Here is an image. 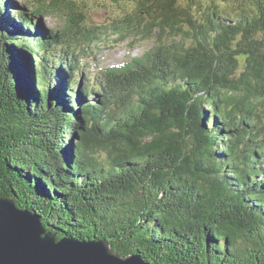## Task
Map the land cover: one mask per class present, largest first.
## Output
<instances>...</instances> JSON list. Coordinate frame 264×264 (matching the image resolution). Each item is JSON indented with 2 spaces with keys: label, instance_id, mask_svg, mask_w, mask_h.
<instances>
[{
  "label": "trees",
  "instance_id": "1",
  "mask_svg": "<svg viewBox=\"0 0 264 264\" xmlns=\"http://www.w3.org/2000/svg\"><path fill=\"white\" fill-rule=\"evenodd\" d=\"M109 1L150 47L93 74L77 2L0 0V198L151 264H264V0Z\"/></svg>",
  "mask_w": 264,
  "mask_h": 264
},
{
  "label": "water",
  "instance_id": "2",
  "mask_svg": "<svg viewBox=\"0 0 264 264\" xmlns=\"http://www.w3.org/2000/svg\"><path fill=\"white\" fill-rule=\"evenodd\" d=\"M0 264H151L139 254L120 256L106 240L58 239L41 217L0 198Z\"/></svg>",
  "mask_w": 264,
  "mask_h": 264
},
{
  "label": "rangeland",
  "instance_id": "3",
  "mask_svg": "<svg viewBox=\"0 0 264 264\" xmlns=\"http://www.w3.org/2000/svg\"><path fill=\"white\" fill-rule=\"evenodd\" d=\"M16 2V11L25 10L28 14L35 11L40 3H50L54 0H11ZM79 4V10L83 13V18L86 19L88 28L91 31H102L105 28H109L104 35H102V41L95 40L89 47L87 54L81 52L80 64L84 66L86 70L92 72L93 74L99 71L117 67L125 62H129L134 58L143 57L145 51L150 47L148 42H144L141 39H134L133 36H128L126 39L121 40V38L116 35L110 28L114 24V20L119 18L124 13L123 7L119 8L115 4H111L109 0H74ZM14 12L13 8L9 9V14ZM3 13L2 17L4 19L7 16ZM6 16V17H5ZM9 17V16H8ZM79 20H83L80 16ZM63 18L57 14L50 16H42L41 23L46 29H57L61 28L64 24ZM36 22V19H34ZM86 45L82 47L85 48ZM61 47H58L60 51Z\"/></svg>",
  "mask_w": 264,
  "mask_h": 264
}]
</instances>
